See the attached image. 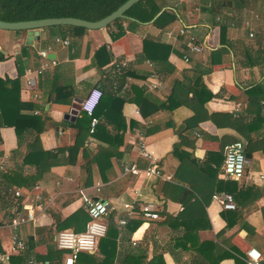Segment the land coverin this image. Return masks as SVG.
<instances>
[{"label": "crops", "instance_id": "obj_1", "mask_svg": "<svg viewBox=\"0 0 264 264\" xmlns=\"http://www.w3.org/2000/svg\"><path fill=\"white\" fill-rule=\"evenodd\" d=\"M156 3L161 6V11L173 8L177 19L161 29L153 24L156 16L151 20L125 16L121 23L124 35L115 39L113 33L118 29L113 26L87 29L80 37L71 35L65 25L41 28L35 37L26 29H0V50L5 55V59L0 61V80L14 82L8 83L6 88L11 92H7L12 95L10 99L21 102L19 114L39 118L36 124H21L18 133L14 124L0 126V196L4 199L0 203V253L9 251L12 242L9 218L15 203L13 189H22L19 200H24L33 193L25 186L27 180L29 184L34 183L41 193L54 197L52 204L43 213H38L35 221L21 225L20 235L26 247L10 253L6 260H0V264H29V259L36 264H64V253L60 262L51 263L37 260L36 255L56 247V220H63L84 207L86 197L101 198L114 205L115 209L105 221L115 235H112L113 240L106 238L94 253H79L74 264H153L156 258L157 264H239L235 262L234 255L240 259L243 257L234 248L243 256L251 248L264 256V179L257 178L260 173L264 174V151L260 149L249 154L240 181L224 179L218 173L219 179L242 187V191L233 195L235 209H222L216 195L224 191H213L211 181L206 191L196 192V195L209 200L206 204L208 219L197 222L196 226L202 228L195 231V237L180 240L184 233L183 225L178 221L163 223L165 218L161 211L176 216L183 206L177 200L162 198L157 192L158 182L172 180L179 166V157L172 150L180 138L172 127H163L150 135H145L143 130L144 127L162 125L170 118L180 124L192 114V110L186 105L159 110L152 101L142 99L150 94L166 100L176 80L187 82L186 79L196 71L201 72L203 85L214 94L205 107L210 115L216 114L217 120L221 121L215 122L211 118L202 121L195 133V148L184 143L182 149L215 167L214 163L223 159V151L221 155L217 154L220 139H242L236 130L223 124L224 114L235 116V113L242 112L246 106L243 91L257 83L264 84V3L256 1L242 10H230L217 0H156ZM218 17L224 19L220 27L226 26L225 30H220L215 37L208 36ZM183 25L189 27L197 41L206 45L202 52H190L184 45L183 36L168 35L170 30L176 31ZM63 40H68V43H63ZM150 44H165L172 50L168 55H165L166 49L154 53ZM224 44L228 47L225 62L212 67L208 60L209 51ZM40 50L47 51V59L39 55ZM261 50L262 58L250 65L248 56L258 57ZM148 54H158V60L165 59V65L155 63ZM184 54L189 55L188 62L183 60ZM42 61H54L55 64L36 74ZM171 68L172 71L168 72ZM208 68L211 70L206 72ZM122 75H125L123 82ZM30 77L36 78L32 88L27 87ZM152 82H157L155 88L149 87ZM95 87L102 90L96 120L104 125V131L99 136L89 135L84 147L94 153L98 147L110 146L113 140L119 145L118 153L110 159L101 158L103 175L98 164H93L90 185H86V173L81 166L84 162L81 150L75 164L55 165L39 174L35 156L31 155L30 162L23 161L28 148L35 146L55 151L72 145L77 134L74 124L82 110L74 120L67 115L73 105ZM191 97L189 92L188 98ZM118 99H122V104ZM141 100L142 105L139 106ZM262 105V122L251 124L252 135L258 137L255 140L264 137V99ZM121 115L124 127L120 125ZM142 142L158 159L163 178L145 179L125 174L127 165L138 164L139 168L148 165V160L138 153ZM110 163L111 168L108 167ZM222 164L220 162L219 167ZM12 173H17L13 174L17 176L16 184L11 183L6 190L4 185L7 184L4 183L7 181L2 174ZM182 174L191 178L187 172ZM97 183L101 184L99 192L95 186ZM250 186L257 187L259 191H248ZM134 189H139L141 195L136 199L134 214L127 216L122 204L133 201ZM6 191H10L9 194ZM143 202L155 204L160 215L158 219H146L141 215L138 209ZM122 218L127 220L124 225L118 223ZM243 222L254 228L252 234L241 227ZM66 229L74 230L73 227ZM28 242L33 244V248L28 247Z\"/></svg>", "mask_w": 264, "mask_h": 264}, {"label": "trees", "instance_id": "obj_2", "mask_svg": "<svg viewBox=\"0 0 264 264\" xmlns=\"http://www.w3.org/2000/svg\"><path fill=\"white\" fill-rule=\"evenodd\" d=\"M125 1L127 0H0V20L14 22L53 17H76L89 21H97L115 11ZM217 1L223 6L226 5L227 8H230V10H242L244 7L251 6L252 4L256 3V1L260 0ZM260 2L264 3V0H261ZM160 8L161 6L156 3V0H140L132 5L128 10H126L124 15H133L140 20H151L156 16L153 20V24L156 27L163 29L173 23L178 16L177 12L173 8H165L162 11L160 10ZM160 11L161 13L157 15V13H159ZM124 19L125 17L117 18L106 26H113L118 29L117 33H113L114 39L124 35V30L121 24ZM65 27L68 28L70 34L75 37H80L87 31V28L83 26L65 25ZM225 27L226 26L222 25L220 27V30H225ZM150 45L151 47H153L152 49L154 50V53H158L160 49L161 51L166 49L167 51L165 52V55H168V53L172 50V48L165 44ZM262 51L263 50L259 51L258 57L252 58L250 55L248 56L251 62L250 65L256 64L257 59L262 58ZM227 53L228 47L225 44L215 49H211L208 55V60L211 66L213 67L224 63ZM147 56L155 63L165 65V59L158 60V54H148ZM4 59L5 55L0 50V61ZM210 70L211 68L205 69L206 72H209ZM170 71H172V68L168 72ZM120 77L123 82L125 75H122ZM186 81L187 82H185V80H176L166 100L151 97L150 94H146L142 98L152 101L159 110H172L174 107L179 105H186L192 110V114L185 118L180 124L175 123L173 119L170 118L162 125H156L146 129L144 127L143 130L145 135H150L162 129L163 127H172L180 138V141L174 144L172 150L173 153L179 157V166L172 180H164L158 182L157 192L164 199L170 198L172 200H177L182 204L183 209L176 216H172L164 210L161 211V214H164L165 218L162 221L163 223L171 224V222L178 221L183 225L184 233L180 240L183 239L184 241L190 239L193 236L195 237V231H197L199 228H202V226H196L198 225L197 222H201L202 219H208L206 213V204H208L209 200H205L201 196L204 202L201 201V197L196 195V192L200 194V191H206V186L210 181L214 184L213 191H224L232 195H234L237 191H242V187L238 188L237 183H232L228 180L223 181L222 179L218 178V173L221 168L219 167L220 162H223L224 160L225 147L233 142L240 141L244 147L246 154H250L260 149L264 151V137L261 136L259 139L255 140V138L258 137H254L252 135L251 129L252 123L262 122L261 114L263 109L262 101L264 99V84L261 83H257L251 88L245 90V92L243 91L246 96V106L244 107V110L242 112L240 111L235 113V116L224 114L223 124H225L226 127H230L236 130L242 136V139L238 140L236 137H223L220 139V151H218L217 154L221 155V151H223V159L220 158V161H216L214 163L215 167H212V164L207 160L199 161L192 152L182 149V145L184 143H187L192 149L195 148V143L197 140V135L195 133L202 121L208 120L210 118L215 122L221 121L217 120L216 114L210 115L205 107L206 102L210 100L214 96V94L211 93L203 85L202 73L196 71V73L189 79H186ZM8 83L14 84L13 81L0 80V126L4 124H14L15 129L18 133L19 126H21V124H36L37 120L39 121V118L19 114L18 109L21 106V102L13 101V99H10L12 95L8 94L7 92H11L6 88ZM189 92L192 93L193 97L188 98ZM233 98L238 97L233 96ZM101 99L102 96L91 115H88L84 111H81V115L79 116L77 123L74 124L77 128V134L72 145L68 147H59L55 151L44 150L41 147L36 148L35 146H33L28 148L23 161L30 162L29 159L31 155L35 156L36 168L38 173L40 174L44 173L47 170H50V168L55 165L75 164L77 161L78 153L81 150L84 160L81 166L86 173V185H90L92 183L93 164H98L100 173L103 175V171H101V158L106 157L110 159L115 156L118 153L119 145L114 143L112 140L110 146L98 147L96 152L94 153L84 147V142L89 135L93 134L95 136H99V133L104 131V125L100 124L99 121L96 122L94 127H91L92 118H97L96 110L102 101ZM118 103L122 104V99H118ZM141 105L142 100L139 103V106ZM119 118L122 122L120 125L124 127L123 116L121 115L119 116ZM249 118L251 119L248 120ZM131 123L133 125L135 124L134 121ZM35 139H38V137H36ZM136 165L140 167V165ZM108 167L111 168L112 164L110 163ZM184 172L191 174V178L185 177L182 174ZM13 174L17 173H12V175L2 174L3 178L8 182L4 183L7 184L4 185L6 190L10 188L11 183L16 184L17 180H15V178L17 176ZM126 174L133 175L131 173ZM26 182L25 186H27L30 191H35L34 183L29 184V181L27 180ZM247 190L253 192L259 191L257 187L252 186L248 187ZM9 192L6 191L7 194H9ZM5 198L7 199L8 197ZM3 201V197L0 196V203H2ZM19 201L20 200L18 199V201L14 203V205H17L18 209L20 208ZM234 212L235 211H233V213ZM89 219L90 216L87 209L85 207H81L63 220L57 219L55 233L57 234L59 231L64 230L68 227H73L74 231H82L84 230L85 225ZM109 219H113L112 215H110ZM241 227L245 229L248 234H252L254 232V228L247 222H243ZM221 233H223V231H221ZM112 235H115L114 230L110 225H107L106 234L104 237H101L97 240L95 251H97V248L101 246V244L103 245V243H105L106 238L112 239ZM27 245L28 247L33 248V244L31 242H28ZM233 250L236 253L240 254L241 257H243V259H240L237 255H234L236 263L248 264L245 261V256H243L238 249L234 248ZM63 253V250L58 249L57 247H52L49 248L45 254L36 255V259L40 261L48 260L50 263L60 262ZM157 261L158 260L156 258L153 264H157Z\"/></svg>", "mask_w": 264, "mask_h": 264}, {"label": "built area", "instance_id": "obj_3", "mask_svg": "<svg viewBox=\"0 0 264 264\" xmlns=\"http://www.w3.org/2000/svg\"><path fill=\"white\" fill-rule=\"evenodd\" d=\"M199 10V8H196ZM224 21L223 18L218 17L217 23L208 32V36H216L220 31V23ZM169 36H183L185 38V47L193 53L202 52L206 45L202 42H198L194 34L191 33L189 27L180 26L176 31L170 30L168 32ZM253 36V33L249 34ZM59 40V39H57ZM63 43L67 44L68 40H63ZM39 55L47 59V51L40 50ZM183 60L188 62L190 60L189 55L184 54ZM55 62L42 61L38 69H36V74H41L49 65H54ZM155 78V76H153ZM157 83V82H156ZM155 82H152L149 87L155 88L157 86ZM36 84V78L30 77L27 79V87L32 88ZM102 96V90L98 87L93 88L89 94L82 99L80 102V110L84 111L88 115H91L99 103ZM97 120L92 118L91 127H94ZM138 153L141 157L148 160V165L144 168H139L136 164H130L124 167V172L131 173L137 177H143L145 179H161L163 178V173L158 163V159L150 151H148L140 143ZM247 165L246 152L240 141L233 142L225 147L224 149V160L220 168L219 175L224 179H231L240 181L244 176V172ZM2 164L0 163V167ZM259 180L264 179V174L260 173L257 177ZM97 192L100 191L101 184L96 185ZM33 193H30L28 197L19 202L20 208L14 205L10 210L9 226L11 227L13 234L11 238L10 250L6 253H0V260H6L8 255L19 250H23L26 247L24 240L20 235V227L22 224L27 222H33L36 220L38 213H43L52 204L54 197L50 195H45L41 193L37 187H34ZM23 194L22 189L14 188L13 196L15 197V202L18 201L19 197ZM134 199L132 202H125L122 204L123 208L127 212V216H132L134 214V208L137 205V198L141 195L139 189H134L133 191ZM216 198L220 202L222 209L233 210L236 208L235 198L232 194L223 192L216 195ZM84 207L87 209L90 219L87 221L84 230L74 231L72 229H64L59 231L55 236V244L58 249L64 251V264H74L79 253L81 252H94L97 245V240L104 237L107 231V223L105 217L113 209L114 205L101 198L86 197L84 199ZM139 211L141 215L146 219H157L159 218L158 209L152 202H143L139 204ZM126 218H122L118 221L119 224L124 225L126 223ZM245 261L248 264H262L264 261L263 254L255 249H248L245 253ZM29 264H36L33 259L28 260Z\"/></svg>", "mask_w": 264, "mask_h": 264}, {"label": "water", "instance_id": "obj_4", "mask_svg": "<svg viewBox=\"0 0 264 264\" xmlns=\"http://www.w3.org/2000/svg\"><path fill=\"white\" fill-rule=\"evenodd\" d=\"M140 0H127L121 6H119L115 11L110 13L109 15L99 19L97 21H89L81 18L76 17H53V18H44V19H37V20H25V21H3L0 20V29L6 30H30L32 32L31 36L35 37L39 34V29L49 26H56V25H75V26H83L87 29H99L106 27L109 23L114 21L117 18L125 17L124 13L128 10L132 5L137 3ZM82 100L79 99L77 103L73 105L72 110L68 113V117L72 120L75 119L74 116L77 115L78 111L80 110V102ZM249 154H246V159L248 160Z\"/></svg>", "mask_w": 264, "mask_h": 264}, {"label": "rangeland", "instance_id": "obj_5", "mask_svg": "<svg viewBox=\"0 0 264 264\" xmlns=\"http://www.w3.org/2000/svg\"><path fill=\"white\" fill-rule=\"evenodd\" d=\"M261 1V0H260Z\"/></svg>", "mask_w": 264, "mask_h": 264}]
</instances>
